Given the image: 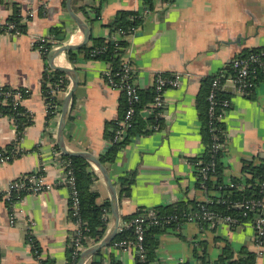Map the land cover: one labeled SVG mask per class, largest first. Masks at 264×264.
Returning a JSON list of instances; mask_svg holds the SVG:
<instances>
[{
    "label": "crops",
    "instance_id": "crops-1",
    "mask_svg": "<svg viewBox=\"0 0 264 264\" xmlns=\"http://www.w3.org/2000/svg\"><path fill=\"white\" fill-rule=\"evenodd\" d=\"M166 1L153 0L150 9L142 0H71L72 10L86 22L91 38L111 40L114 33L109 25L118 11H133L143 17L134 34L126 39L125 53L140 92L153 89L157 74L177 73L183 77L179 88L167 89L163 94V125L159 130L149 127L148 134L134 136L115 162L105 166L116 188L119 224L124 222L123 217L140 209L177 202L209 203L217 196L197 186L192 167V159L207 150L197 109L202 81L226 74L231 60L244 52L264 48V0ZM14 5L23 15L26 32L16 36L0 33V86L26 91L19 106L32 123L15 142L17 128L8 116L0 115V148H18L8 162L0 164V189L6 190L10 182L33 172L41 174L50 189L26 194L11 205L10 211L8 202L0 197V264H38L28 242L30 236L38 243L42 258L66 264L74 223L70 219V190L62 184L63 169L57 158L62 153L56 141L60 113L48 118L41 88L44 71L56 70L35 48L38 38L49 39L48 56L57 46L80 44L83 37L66 10V0H0V17L11 16ZM95 9L99 10L98 18H94ZM54 27L63 31L57 39L51 34ZM54 64L74 69L78 78L65 123L66 147L95 156L103 154L109 146L104 132L108 123L119 118L122 95L103 79L107 63L87 60L82 55L70 63L68 52H64L54 58ZM223 91L230 100L221 120L226 136L221 157L223 180L224 184L234 179L243 183L244 161L261 164L264 160V75L250 94H239L229 83ZM64 96L57 94L61 102ZM149 115L141 110L143 119ZM91 166L99 177L94 185L97 203L103 204L109 201V193ZM132 171L136 175L130 195L121 197L119 179ZM14 211L16 216L10 218ZM251 222L231 226L214 221L199 228L197 223L186 221L178 231L158 235L155 263L215 264L227 246L230 261L244 260L251 254L253 264H264V246L258 245ZM101 256L104 264L111 260L136 264L132 249L109 245L101 250Z\"/></svg>",
    "mask_w": 264,
    "mask_h": 264
},
{
    "label": "trees",
    "instance_id": "trees-1",
    "mask_svg": "<svg viewBox=\"0 0 264 264\" xmlns=\"http://www.w3.org/2000/svg\"><path fill=\"white\" fill-rule=\"evenodd\" d=\"M143 3L148 8H152L153 0H142ZM171 1V0H168ZM94 18H98L99 10L95 9ZM93 18V19H94ZM86 19L90 20V17L86 15ZM143 21V17L137 12L133 11H118L113 21L110 23L109 28L111 31L118 29L129 30L131 28H137L140 23ZM7 23L14 25V31L19 32V34H24L26 32V26L23 22V15L18 6L14 5L11 16L7 17ZM63 33L62 29L59 27H54L51 29V34L53 39H57L58 34ZM128 43L127 40L118 41L117 44L112 43L108 38H91L89 42L81 47L77 51L68 52V58L70 63H75L77 56L82 55L87 60H102L107 63L110 67V76L115 83L121 84L122 79V61L125 57L126 49ZM48 50L51 47V44H46ZM264 48L261 49H252L244 52L239 58L248 56L251 53H259ZM42 58L46 60L47 53L42 54ZM47 67V65H46ZM48 68V67H47ZM227 73H218L210 77L205 78L202 81L201 89L197 99V109L199 113V118L201 122V134L203 142L207 145V150L203 156L192 159V163L195 164L194 172H198L199 168L202 166H207L209 168L208 176L205 180H202L197 175V186L204 187V190L212 191L217 193V196H214L212 202L209 203H194V202H177L169 206L164 207H155L152 208L155 211L159 224L156 226H150L144 236V258L140 259L136 256V264H156V249L158 247V235L167 230L178 231L190 216L197 215L201 216L203 211L212 212L215 215L229 216L236 218L238 220L237 226H242L245 223L251 222L254 214L249 213L248 216H243V211L235 207L236 204L241 203L245 200L260 198V185L264 180V160H261V164H254L251 162L243 163V176H246V179L233 180L232 187L229 184H224L223 180V171L224 167L221 163V157L224 152L217 151L213 152L212 146L215 143L214 139L221 141L223 138L224 125L221 120H217V115H222L229 107L223 108L221 102L228 99L227 94L223 91V87L217 91V101L219 104L215 108L216 118L209 117V101L208 95L211 91L212 81L220 75H223L225 78H232L234 76V71L231 68L226 71ZM117 74V75H116ZM103 75L105 82L107 81L106 77ZM132 80H133V70H132ZM173 74H165V76H171ZM264 75V66L258 68L255 73V77L252 79V82L255 84L258 80ZM223 83V79L221 80ZM107 83V82H106ZM49 84V85H48ZM59 84L61 89L66 88L69 85V80L64 74L58 71H49L45 70L41 78V88L44 102L46 105L47 116L51 118L59 112L61 107V101L58 99L57 95H51V90L55 89V86ZM108 84V83H107ZM246 91L245 94H250L252 90ZM114 88V87H113ZM121 99L119 103V118L107 124L106 130L104 132V137L108 141L109 146L103 154L98 155V159L104 165H110L115 162L118 153L128 145L131 138L134 136H140L148 134L155 125H163V118H161L162 108L153 111L151 115L147 118L141 117V110H144L154 99V90L140 92V102L135 107V114L132 120V125L128 129L126 135L121 141H114L115 132L118 128V123L122 119L125 111L128 108V104L125 98L124 93L121 91ZM24 113V115H21ZM0 115L2 116H11L15 120L17 125L18 137H22L26 127L31 125V119L27 116L21 106L13 107L10 102L6 104L0 103ZM212 121V124H211ZM153 129V128H152ZM225 135V134H224ZM9 151L12 150L11 147H7ZM62 159L66 160L69 163L68 169L71 170L74 177L75 189L78 196V208L77 215H72V210H70V219L74 223L76 220H80L83 227V236L86 238V241L83 242V245L87 246L91 243H97L100 241L108 227L109 217L107 214H111L110 202L106 201L103 204H98V192L95 190L94 185L99 180L98 175L92 169L91 164L82 157H68L61 153ZM199 162V164L197 163ZM198 164V165H196ZM210 175H213L214 180L210 179ZM135 172H128L119 179L120 184V195L121 197H129L130 187L135 181ZM249 176V177H248ZM209 177V178H208ZM240 185H243L240 188ZM26 194L25 192H14L12 193L11 202L7 203L9 211L11 210V205L13 202H17L22 199ZM69 203L71 204V198ZM70 207V206H69ZM145 212L144 209L136 211L130 216L123 217L122 220H130L135 216L141 215ZM209 223V222H208ZM208 223H203L202 228L206 227ZM134 234L131 228L124 229L120 231L114 240L111 242L112 245L114 242L121 240H133ZM28 242L32 246L33 255L38 259V264H54L49 258H42L41 251L38 243L31 236L28 239ZM70 244V242H69ZM68 244L67 253H66V264H77L79 258H74L72 253V248ZM102 250V249H101ZM101 250H98L90 259L89 264H104L102 262ZM230 249L226 246L223 250L222 256L215 264H222L224 261L227 264H253V256L249 254L247 259L239 261H230ZM1 257V255H0ZM110 264H122L118 261L111 260ZM205 264V262H203Z\"/></svg>",
    "mask_w": 264,
    "mask_h": 264
},
{
    "label": "built area",
    "instance_id": "built-area-1",
    "mask_svg": "<svg viewBox=\"0 0 264 264\" xmlns=\"http://www.w3.org/2000/svg\"><path fill=\"white\" fill-rule=\"evenodd\" d=\"M168 3H170V1L165 2V4ZM31 15L32 14L30 13L29 16ZM135 30L136 28H131L127 31L122 29L115 30L113 32L114 35L111 38V42L117 44L118 41L126 40L127 38H129V36H132V34H134ZM0 33L13 34L14 36L19 34V32L14 31L13 24L7 23L6 19H3L1 17H0ZM48 43H50L49 39L42 37L38 38L36 40V48H35L36 51L39 52L40 54L43 53L46 54L49 51L48 48L46 47V44ZM263 66H264V50H262L259 53H251L243 58L236 57L233 60H231V68L234 71V76L232 78H225L223 75H220L212 81L211 91L208 95L209 117L216 118L215 108L219 104V102L217 101V91L221 89V87L229 83L231 84V86H233V88L237 90L239 94H244L246 91L254 87V83L252 82V79L255 77L256 70L258 68L259 69L262 68ZM132 70L133 69L129 60L126 57H123V61H122L123 82H121V84L115 83L112 80V77L110 76L111 72L109 65L107 66L106 70L103 73L107 79L106 82L108 83V85L124 93L128 104V108L125 111L122 119L119 121L118 128L115 132V136L113 140L117 142L123 139L128 129L131 127L132 120L135 114L134 106H136L140 102L139 89L132 80V75H131ZM182 79L183 77L177 73L171 76H165V74H157L153 84V90L155 94L154 99L148 105V107L144 109V112H147V114L149 113L152 114L153 111L162 108L164 92L167 89L179 88L182 84ZM222 79L224 81L223 83L221 82ZM69 87L70 86L68 85L65 89L64 88L61 89L60 85L57 84L55 86V89H52L50 91L51 95H57L60 92L66 94L69 90ZM24 93H26L25 90L0 86V103L6 104L7 102H10V104L16 108L17 106H19L20 100L21 98H23ZM221 106L223 108L229 107L230 102L228 100H224L221 102ZM59 113L60 110L58 114ZM223 114L224 113H222V115H217L218 118L217 120H221ZM21 115H24V113H21ZM8 117L13 122L14 126L17 128L14 118L11 116ZM152 128L153 130L156 131L159 130L158 125H155ZM17 141H19V137L18 139L16 137L15 142ZM214 141L215 143L212 146L213 152H217V151L225 152L226 136L224 135V132L221 141H218V139L216 138L214 139ZM15 142L14 144H16ZM14 146L11 151H9L7 147L0 148V164H4L8 162L13 157L12 153L14 151L16 152V150L18 149L16 146L15 147ZM57 158H58L59 166L63 169L64 178L62 180V184H65L70 190V198H71L70 210H72V215L75 216L77 215V208L79 204L77 191L75 189V183H74L75 180L71 170L68 169L69 163L66 160L62 159L61 154H58ZM197 163L199 164V162ZM192 167L194 169L195 167L194 163H192ZM208 172H209V168L207 166H202L199 168L196 174H198L199 178L205 180L208 176ZM196 174H195V178L197 180L198 177ZM209 177L210 179L214 180L213 175L209 174ZM229 186L232 187L233 186L232 183H230ZM202 188L204 189V187ZM49 189L50 187L49 185H46L44 183V179L42 175L39 174L38 172H33L31 174L22 176L10 182L6 190L0 189V197L6 202H11L12 193L14 192L17 193L25 192V194L37 195ZM260 194H261L260 198L245 200L241 203L236 204L235 207L243 211V216H248L249 213L254 214L251 225L255 230V238L259 246H264V180L260 185ZM17 202H13L12 204L14 205ZM144 210L145 212L143 214L135 216L130 220H126L119 226L118 229L119 232L120 231L122 232L124 229L131 228L133 230L134 239L114 242L111 245L112 248H119L123 250L132 249L134 250L136 256H138L140 259L144 258V254H143L144 236L146 230L150 226H156L159 224V219L155 211L152 210V208H148ZM15 216H16V212L14 211L12 212V217L10 218H13ZM106 217L110 218V215L107 214ZM187 221L197 223L199 228H202L201 225L203 223H208V222L211 223L214 221L226 223L231 226L238 225V220L236 218H232L229 216L215 215L214 213L208 211H203L201 216H197V215L190 216ZM84 241H86V238H84L83 236L82 223L80 222V220H76V222H74V230L72 232V236L70 238V244H69L70 247L72 248L71 255L74 258H79L81 252L89 247L90 244L87 246L83 245ZM246 264H250V263H246Z\"/></svg>",
    "mask_w": 264,
    "mask_h": 264
},
{
    "label": "water",
    "instance_id": "water-1",
    "mask_svg": "<svg viewBox=\"0 0 264 264\" xmlns=\"http://www.w3.org/2000/svg\"><path fill=\"white\" fill-rule=\"evenodd\" d=\"M66 10L70 15V17L72 18V20L74 21V23L76 24L78 30L81 32L83 39L82 42L77 45L63 44L61 46H57L53 48L47 56L49 67L67 76L71 82L70 89L65 94L61 102L60 114L57 124L56 141L58 148L60 149L62 154L68 157H82L85 160H87L91 165H93L94 168L97 170L101 180L103 181L109 193V202H110V210H111V218H112L111 226L109 227L104 237L97 244L93 246H89L88 248H86L81 252L77 264H85L98 250H101L109 246L111 242L114 240V238L117 235V229L120 223V216L118 212V201H117V193H116L115 185L113 184V182L111 181L108 175L107 168L100 162L98 156H95L94 154L88 151H82V152L70 151L64 143L65 123L72 98L78 88V78L74 69L56 66L54 64V58L64 52L80 49L81 47L86 45L90 39V29L86 24V22L82 20L72 10L71 0H66Z\"/></svg>",
    "mask_w": 264,
    "mask_h": 264
},
{
    "label": "rangeland",
    "instance_id": "rangeland-1",
    "mask_svg": "<svg viewBox=\"0 0 264 264\" xmlns=\"http://www.w3.org/2000/svg\"><path fill=\"white\" fill-rule=\"evenodd\" d=\"M111 222H112V220H111ZM111 222H110V219H109V221H108V225L111 224ZM119 225H121V224H119ZM118 229H119V226H118ZM118 229H117V234L119 233ZM106 231H107V230H106ZM105 234H106V232H105ZM105 234H104V235H105ZM103 237H104V236H103ZM98 242H99V241H98ZM98 242H97V243H98ZM97 243H91L90 246H93V245H95V244H97Z\"/></svg>",
    "mask_w": 264,
    "mask_h": 264
},
{
    "label": "bare ground",
    "instance_id": "bare-ground-1",
    "mask_svg": "<svg viewBox=\"0 0 264 264\" xmlns=\"http://www.w3.org/2000/svg\"><path fill=\"white\" fill-rule=\"evenodd\" d=\"M60 58V57H59Z\"/></svg>",
    "mask_w": 264,
    "mask_h": 264
}]
</instances>
